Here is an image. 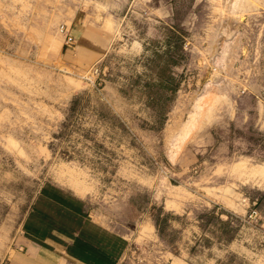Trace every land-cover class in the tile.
<instances>
[{"label": "rangeland", "instance_id": "obj_1", "mask_svg": "<svg viewBox=\"0 0 264 264\" xmlns=\"http://www.w3.org/2000/svg\"><path fill=\"white\" fill-rule=\"evenodd\" d=\"M82 216L110 264H264V0H0V264Z\"/></svg>", "mask_w": 264, "mask_h": 264}, {"label": "crops", "instance_id": "obj_2", "mask_svg": "<svg viewBox=\"0 0 264 264\" xmlns=\"http://www.w3.org/2000/svg\"><path fill=\"white\" fill-rule=\"evenodd\" d=\"M56 196L59 197V195ZM60 197L62 198L63 196L60 195ZM49 198L62 205L66 210H71L72 218L73 215H79V212H81L75 207V203L71 199L65 202L62 199H60L62 201L58 200L54 195L53 197L49 195ZM48 223L42 222V226L34 228L33 234L30 235L32 238L23 237L21 248L24 252H19L11 258L9 257L7 264H110L113 262V259L108 257L109 253L106 251H101L100 253L98 250L100 246L96 247L93 245V247L82 240L79 235L86 233L87 230L92 231L94 234L96 233L97 236H101V232L104 231V237L115 242L117 246L119 243L121 245L124 243L122 237L112 235L109 229L103 226L100 227V225L87 217L82 216V220L77 223V227L71 223L65 224L62 221L53 222L51 225ZM40 231H51L53 234H57L59 240L46 235L39 238L38 235H41Z\"/></svg>", "mask_w": 264, "mask_h": 264}, {"label": "trees", "instance_id": "obj_3", "mask_svg": "<svg viewBox=\"0 0 264 264\" xmlns=\"http://www.w3.org/2000/svg\"><path fill=\"white\" fill-rule=\"evenodd\" d=\"M170 32H171V38L172 39L175 38V45H169L168 44L170 42V39H169V41L167 43L168 46H167V49H166L165 52L169 53V51H170L169 49H172V47H175L176 49H179V51H180V49L182 50V45H183V41H184L183 34L181 33L180 30H177L175 28L170 29ZM174 62H176V61L174 60ZM159 85H160V87H163L166 90H169L168 87H167V82L166 81H164V80L160 81ZM175 89H176V85L173 87L172 92H174ZM72 108H73V106L70 107L71 110H72ZM220 222L223 223V224L225 223V221H220ZM156 228H159V223H157V222H156Z\"/></svg>", "mask_w": 264, "mask_h": 264}]
</instances>
